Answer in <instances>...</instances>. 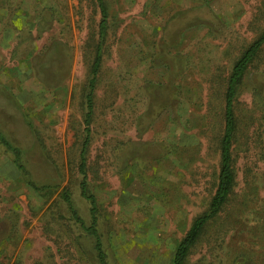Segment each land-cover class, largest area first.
<instances>
[{"label": "rangeland", "instance_id": "374dc122", "mask_svg": "<svg viewBox=\"0 0 264 264\" xmlns=\"http://www.w3.org/2000/svg\"><path fill=\"white\" fill-rule=\"evenodd\" d=\"M104 2L87 157L95 227L109 264H172L214 195L227 79L264 32V0ZM102 19L97 0H0V132L25 170L0 143V264H99L79 166ZM235 114L236 193L187 264L264 255V45Z\"/></svg>", "mask_w": 264, "mask_h": 264}, {"label": "trees", "instance_id": "16d2710c", "mask_svg": "<svg viewBox=\"0 0 264 264\" xmlns=\"http://www.w3.org/2000/svg\"><path fill=\"white\" fill-rule=\"evenodd\" d=\"M102 13V21L100 23V39L101 42L97 46L95 60L93 61L91 69V77L88 84L86 94V113H85V139L81 147L80 156V173L83 175L81 182L82 195L91 202V211L93 217V225L87 228L88 232L96 239L95 249L98 252L99 264H109L106 260V254L103 250L101 238L96 230V211L97 200L89 193L87 183V161L88 148L91 139V124L95 108V97L97 91V83L101 72L103 55H102V40L105 35L106 25L108 20V12L104 0H97ZM56 45H52L47 51V59L53 58L56 53ZM264 45V32L259 39L250 45V47L242 53L240 58L234 63L230 76L227 79L226 91L224 94V109H223V128L217 135L220 162L218 172L216 174V182L214 195L212 196L208 209L194 218L192 225L186 233L183 240L177 246L172 264H187L188 258L192 250L197 246L199 241L208 232L212 224L224 212L226 206L231 202L235 196L237 187V171L235 165L234 144L237 138L238 122L235 114V105L239 92V87L243 84L246 72L253 63L256 55ZM45 62V59H44ZM0 143L12 150L15 155V163L21 170L24 167L20 163V150L13 147L10 141L5 138L0 132ZM25 171V170H24ZM32 187L36 188L34 184L29 182ZM34 185V186H33ZM63 200L73 212L74 218L83 224V221L75 210L71 194L68 190H64L62 194ZM257 214L252 208L250 215ZM253 231V230H252ZM253 235V234H252ZM254 237V236H252ZM234 264H264V255L258 256V253L252 250L244 249L237 253Z\"/></svg>", "mask_w": 264, "mask_h": 264}]
</instances>
